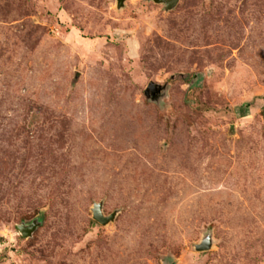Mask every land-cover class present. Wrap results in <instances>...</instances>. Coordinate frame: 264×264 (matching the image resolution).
I'll list each match as a JSON object with an SVG mask.
<instances>
[{
	"label": "rangeland",
	"instance_id": "rangeland-1",
	"mask_svg": "<svg viewBox=\"0 0 264 264\" xmlns=\"http://www.w3.org/2000/svg\"><path fill=\"white\" fill-rule=\"evenodd\" d=\"M0 264H264V0H0Z\"/></svg>",
	"mask_w": 264,
	"mask_h": 264
},
{
	"label": "water",
	"instance_id": "water-1",
	"mask_svg": "<svg viewBox=\"0 0 264 264\" xmlns=\"http://www.w3.org/2000/svg\"><path fill=\"white\" fill-rule=\"evenodd\" d=\"M127 0H117V9L122 10L125 8V3ZM147 2H153L157 5H163L165 11L169 12L174 10L179 4L180 0H145ZM168 87L164 86L160 88L152 97H149L148 100L152 103L162 105L163 101L167 98ZM232 132L235 130V127H232ZM93 219L103 226H108L111 223H114L119 215V212L116 211L109 216L104 214V202L95 203L91 209ZM42 226L41 219H35L32 222H23L18 226L19 231L26 239L32 238L34 233ZM214 241L211 234L206 235L201 243L195 246V250L198 252L210 251L213 248Z\"/></svg>",
	"mask_w": 264,
	"mask_h": 264
}]
</instances>
